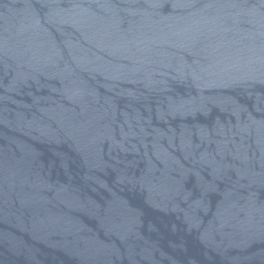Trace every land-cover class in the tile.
Instances as JSON below:
<instances>
[{
  "label": "water",
  "instance_id": "obj_1",
  "mask_svg": "<svg viewBox=\"0 0 264 264\" xmlns=\"http://www.w3.org/2000/svg\"><path fill=\"white\" fill-rule=\"evenodd\" d=\"M0 264H264V0H0Z\"/></svg>",
  "mask_w": 264,
  "mask_h": 264
}]
</instances>
